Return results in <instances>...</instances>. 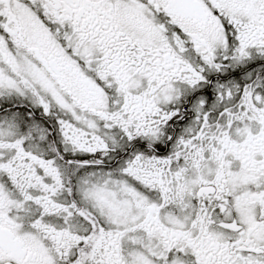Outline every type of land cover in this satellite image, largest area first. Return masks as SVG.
Segmentation results:
<instances>
[{
  "label": "snow or ice",
  "instance_id": "snow-or-ice-1",
  "mask_svg": "<svg viewBox=\"0 0 264 264\" xmlns=\"http://www.w3.org/2000/svg\"><path fill=\"white\" fill-rule=\"evenodd\" d=\"M0 264H264V0H0Z\"/></svg>",
  "mask_w": 264,
  "mask_h": 264
}]
</instances>
